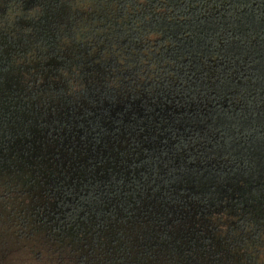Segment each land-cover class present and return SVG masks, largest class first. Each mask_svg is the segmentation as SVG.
I'll return each instance as SVG.
<instances>
[{
  "label": "trees",
  "instance_id": "16d2710c",
  "mask_svg": "<svg viewBox=\"0 0 264 264\" xmlns=\"http://www.w3.org/2000/svg\"><path fill=\"white\" fill-rule=\"evenodd\" d=\"M0 264H264V0H0Z\"/></svg>",
  "mask_w": 264,
  "mask_h": 264
}]
</instances>
